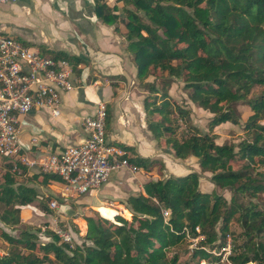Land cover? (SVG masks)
Wrapping results in <instances>:
<instances>
[{
    "label": "trees",
    "instance_id": "obj_1",
    "mask_svg": "<svg viewBox=\"0 0 264 264\" xmlns=\"http://www.w3.org/2000/svg\"><path fill=\"white\" fill-rule=\"evenodd\" d=\"M116 1L123 16L109 0H94L95 13L104 23L125 27L126 50L147 93V128L176 158L195 157L200 172L210 173L214 188L202 191L201 175L192 169L150 179L143 184L145 194L125 199L130 219L101 209L102 214L84 217L81 242H64L48 224L21 218L22 210L35 202L41 212L52 214L53 196L42 194L38 186L61 182L60 176L28 175L24 167L16 174L3 158L0 239L6 246L0 264H177L174 248L187 242L186 230L201 236L193 247L196 264H264V168L257 167L264 166V0ZM176 80L183 82L191 103L211 114L206 130L191 122L187 105L172 99L169 89ZM257 87L262 90L254 93ZM240 104L252 112L243 126L246 136L236 144L217 143L214 128L239 124ZM128 161L146 169L157 160L136 156ZM218 190L228 191L229 199ZM233 220L240 226L236 234L230 233ZM228 238L230 253L224 261L223 252L211 251H221Z\"/></svg>",
    "mask_w": 264,
    "mask_h": 264
},
{
    "label": "crops",
    "instance_id": "obj_2",
    "mask_svg": "<svg viewBox=\"0 0 264 264\" xmlns=\"http://www.w3.org/2000/svg\"><path fill=\"white\" fill-rule=\"evenodd\" d=\"M109 4L117 5L122 14L121 3L109 0ZM124 33L125 27L121 23L107 24L97 17L94 0H17L0 5V36H11L27 46L39 50L44 47L79 59L75 73L79 85L62 94L58 116H53L47 109H32L20 117L19 143L29 156L37 158L60 153L66 147L80 143L86 136L81 119L92 115L97 102L103 101L107 108V142L121 147L128 159L140 156L157 160L146 169L138 168L133 172L122 168L112 172L98 189L75 195L77 207L86 216L106 209L113 212L112 216L122 214L130 219L125 199L130 195L145 194L143 184L146 181L166 177V174L185 175L192 169L201 175L202 191L209 192L214 188L209 181L210 173L200 172L195 157L176 158L173 151L157 141L147 128L143 106L147 93L139 86L132 55L126 50ZM187 103L193 113L198 109L207 112V117L211 116L189 100ZM193 124L198 126L195 119ZM228 124L216 126L214 132L218 133L216 129ZM3 162L0 157V168ZM27 170L28 175L37 172L36 169ZM63 185L54 181L47 186H38V189L44 195L53 196ZM60 206L68 207L66 204ZM33 209L28 206L22 210V221H33L32 216L38 215ZM45 214L40 211L44 220L47 219ZM72 218L84 222L81 230L84 235V218Z\"/></svg>",
    "mask_w": 264,
    "mask_h": 264
},
{
    "label": "built area",
    "instance_id": "obj_3",
    "mask_svg": "<svg viewBox=\"0 0 264 264\" xmlns=\"http://www.w3.org/2000/svg\"><path fill=\"white\" fill-rule=\"evenodd\" d=\"M17 0H0V5ZM77 65L65 58L41 53L11 36H0V157L13 164L12 172L21 173V167L37 172L54 173L74 195L96 190L108 181L112 172L122 168L138 170L125 156V151L106 140L107 108L103 101L96 104L92 115L84 116L81 125L85 138L60 153L31 157L19 143L20 117L32 109H47L53 116L61 112V96L76 88ZM58 209L56 201L49 202ZM163 216L168 212L163 210ZM41 226V231L46 230ZM53 232L64 242H71L72 234L64 227L53 226ZM187 237L189 238V232ZM196 232L199 229L196 228ZM201 236L192 237L195 241ZM222 260L230 253L229 238L221 251ZM204 261H202L203 263Z\"/></svg>",
    "mask_w": 264,
    "mask_h": 264
},
{
    "label": "rangeland",
    "instance_id": "obj_4",
    "mask_svg": "<svg viewBox=\"0 0 264 264\" xmlns=\"http://www.w3.org/2000/svg\"><path fill=\"white\" fill-rule=\"evenodd\" d=\"M173 86V87H172ZM262 90L261 87H257L253 90L254 93H259ZM169 93L175 101H177L180 105H187L188 108H190L191 113H190V120L193 123V119H195L196 124L201 128L206 130L205 126L207 125L208 119L210 117H207L208 113H204L202 111H197L193 113L191 107L188 105V97L185 91H183V82L180 80H176L174 83H172ZM194 105V104H193ZM239 111L241 113L240 115V122L239 124H228L224 125V127H219L217 130L218 135L216 142L221 144L223 142H232L234 144L238 143L243 137L246 136V133L243 130V126L245 121L247 120L248 116L252 113L250 108L247 105L240 104L239 105ZM211 115V114H210ZM193 117V118H192ZM260 123L264 124V119L260 120ZM258 168H264L263 165H259L258 163ZM164 176H167L164 175ZM204 182V181H202ZM58 190V189H57ZM219 193L223 194L226 199H229L230 193L226 190H218ZM77 197L70 193L66 186L63 185V188L60 191H57L53 195V197L50 199L49 202L51 201H56L58 204V209L52 208L50 205L49 207L52 209V214H45L44 217H46L49 222H41L43 221V217L40 216V209L37 206V202L32 203L29 205L30 207L34 208L37 210L38 215L37 216H32L31 220L34 223H39V224H48L51 226H60L64 227L66 230H68L72 236L73 239L71 242H81V230L84 228V222L83 221H73L72 217H85L86 215L84 214V211L80 210L77 207V204L75 203V199ZM264 198V196H263ZM68 205V207H61L60 205ZM33 209V211H34ZM62 210V212L60 211ZM107 211V210H106ZM99 212V211H98ZM113 214L112 211H108ZM102 214V212H99ZM25 215V213H22V216ZM50 215V216H49ZM124 218H126L124 215L121 214ZM127 219V218H126ZM129 219V218H128ZM45 221V220H44ZM78 222V223H77ZM43 226V225H42ZM81 227V228H80ZM230 229L232 234H236L240 230V226L236 220H233ZM231 234V235H232ZM190 237L187 239V242L182 244L179 247L174 248L175 252L179 254V259L177 264H196V258L192 257L193 253V247L196 245V243L199 241L200 238H198L195 241H192L191 238L193 237L192 235H189ZM41 241H46L48 240L47 237H42L40 238ZM6 244L1 241L0 239V255L4 254ZM218 252V250H216ZM222 256V255H220ZM224 260V259H223ZM225 261V260H224ZM220 261V262H224ZM249 264H255L254 262H250Z\"/></svg>",
    "mask_w": 264,
    "mask_h": 264
},
{
    "label": "water",
    "instance_id": "obj_5",
    "mask_svg": "<svg viewBox=\"0 0 264 264\" xmlns=\"http://www.w3.org/2000/svg\"><path fill=\"white\" fill-rule=\"evenodd\" d=\"M123 16V14H121Z\"/></svg>",
    "mask_w": 264,
    "mask_h": 264
}]
</instances>
